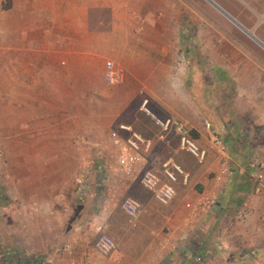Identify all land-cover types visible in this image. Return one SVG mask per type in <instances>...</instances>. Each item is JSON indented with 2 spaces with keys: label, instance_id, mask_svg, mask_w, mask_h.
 Returning <instances> with one entry per match:
<instances>
[{
  "label": "crops",
  "instance_id": "crops-1",
  "mask_svg": "<svg viewBox=\"0 0 264 264\" xmlns=\"http://www.w3.org/2000/svg\"><path fill=\"white\" fill-rule=\"evenodd\" d=\"M176 1L180 0H0V132L34 133L14 138V145L49 148L46 162L50 164L60 163L61 156L69 159L71 155H62L59 148L80 144V138L90 133L85 127L84 100L87 85L93 87L95 81L89 73L96 65L93 60L101 55L121 60L122 64L114 63L142 90L149 89L154 71L150 69V35L143 26L137 32L133 20L137 14L149 19L150 8H164L166 20L169 4ZM213 1L264 43L263 2L262 6L261 1ZM198 16L205 20L204 26L191 30L187 48L192 85L198 82L199 68H204L225 99L223 111L218 117L211 109L207 125L197 109L185 106L174 110V118L185 122L206 148V160L198 163L180 149L173 131L160 137L155 127L148 136L151 149L130 174L112 161L110 193L105 191L103 200L95 182L64 192L56 182L50 204L26 206L36 211L30 238L24 241L26 250L1 252L0 264H65L68 260L214 264L213 254H256L264 249V180L262 193L253 191V161L264 160L258 135L264 125V47L212 5ZM161 63L155 66L169 68L171 60ZM140 131L145 136L143 128ZM99 135L93 130L90 140L102 142ZM212 136L225 142L229 171L221 168ZM167 157L189 173V181L176 184L174 198L162 205L139 184V177L147 166L158 173ZM97 160L92 164L99 169L95 179L103 173V160ZM49 175L46 172L43 178ZM120 194L140 203L136 216L121 209L125 198ZM209 198L217 199L213 209L204 204ZM242 203L251 206L244 219L239 218L245 209ZM101 234L116 245L105 255L94 246Z\"/></svg>",
  "mask_w": 264,
  "mask_h": 264
},
{
  "label": "rangeland",
  "instance_id": "rangeland-1",
  "mask_svg": "<svg viewBox=\"0 0 264 264\" xmlns=\"http://www.w3.org/2000/svg\"><path fill=\"white\" fill-rule=\"evenodd\" d=\"M207 8L211 9V4L206 0H180L169 4V10L165 14L168 17L166 20H163L164 14L161 12L164 8H150L152 12L149 19L142 14L135 16L133 23L137 32L141 31L143 26L150 35V69L155 72L151 74L149 89L142 90L140 83L133 81L124 69L125 77L122 82L107 83L103 77L105 61L110 59L115 63H121V60L108 55H101L93 60L96 65L90 67L89 73L95 81L93 87L87 85L84 100L85 127L91 134L83 135L80 144L59 148L62 155H71L69 159L65 160L61 156L63 159L60 163L50 164L46 162V159L50 158V156L46 157L50 155L49 148L14 145V138H23L25 133L29 138L32 134L34 136V133L0 132V253L6 254L4 251L15 249L26 250L24 241L30 238V226L34 222L33 215L36 213L26 206L39 202L50 204L53 201L51 189L55 187L56 182L61 184L59 187L61 192L67 189L74 191L81 186L76 181L79 175L83 174V185L89 187L94 182L97 186L102 177L105 179L107 195L110 193L112 161L115 159L116 151L109 138L110 129L117 123L124 122L131 124L138 131L143 128L147 137L155 132V127L160 129L158 125L154 126V117L142 110L141 103L144 98H148V109L159 119L176 116L174 110L179 111L182 106L197 109L206 125L207 122L211 123L207 117L211 109L214 115L221 116L225 99L221 98L218 89L215 90L212 77L206 75L204 68H199L200 73L196 77L198 82L192 85L193 77L189 65L191 56L187 50L193 38L191 30L205 23V20L200 19L198 15ZM164 59L171 60L169 68L155 66V64L162 65L161 60ZM165 69L169 73H165ZM93 130L100 132L102 142L90 140ZM258 135L264 148V125ZM39 153L46 158L38 157ZM262 154L264 155V151ZM98 157L103 160L101 161L103 173L95 179L94 174L99 173V169L97 167L94 169L92 164L98 161ZM43 160L45 162H42ZM148 168L147 166L146 169ZM52 171L56 172L55 176ZM39 172L42 174L37 176ZM46 172L50 175L43 178ZM41 188L44 191L38 193ZM261 193L262 191L259 194ZM120 196L125 198L129 194H120ZM246 199L247 195L242 202L245 203ZM244 203L242 204L245 209L239 217L242 219L246 216L244 213L251 210L250 203L246 206ZM38 236L42 239L41 234L36 237ZM35 242L39 243L40 240L36 238ZM255 253L213 254L214 264H264V249Z\"/></svg>",
  "mask_w": 264,
  "mask_h": 264
},
{
  "label": "built area",
  "instance_id": "built-area-1",
  "mask_svg": "<svg viewBox=\"0 0 264 264\" xmlns=\"http://www.w3.org/2000/svg\"><path fill=\"white\" fill-rule=\"evenodd\" d=\"M252 2H263L264 0H249ZM264 15V11H263ZM104 80L107 83H120L124 80L125 74L123 68L116 65L113 60H106L103 71ZM148 98H144L141 103L142 110L153 116L156 125L160 128V137H165L166 133L173 131L176 134L178 145L198 163H203L207 157V150L201 147L196 138L192 135L189 126L180 119L169 117L164 119L156 118L148 109ZM111 144L116 150V163L127 174L133 171L134 165L138 163L152 147V140L145 137L141 132L135 130L131 124L119 122L109 131ZM83 139V138H82ZM211 143L216 148L219 162L223 171L230 170V159L227 156L225 142L218 136L211 137ZM254 165V193H260L263 189L264 180V160L253 161ZM81 187L83 185V174L76 178ZM189 181V173L173 158L167 157L160 164V171L157 173L152 170H145L139 177V184L151 192L152 197L162 205L168 204L175 196V186L179 182L186 184ZM100 194L103 200V194L106 191L105 179L101 177L99 183ZM210 209L217 205V199L209 198L204 203ZM121 209L128 215L134 217L138 214L140 203L134 198H125L122 200ZM244 215H246L244 213ZM94 246L101 254H108L115 249L116 245L107 235L101 234L96 239ZM68 246L65 245L64 249ZM70 250V249H69ZM65 264H79L77 261L68 260Z\"/></svg>",
  "mask_w": 264,
  "mask_h": 264
},
{
  "label": "water",
  "instance_id": "water-1",
  "mask_svg": "<svg viewBox=\"0 0 264 264\" xmlns=\"http://www.w3.org/2000/svg\"><path fill=\"white\" fill-rule=\"evenodd\" d=\"M209 4H211L214 8H216L219 12H221L224 16H226L229 20H231L236 26H238L241 30H243L246 34H248L254 41L259 43L264 47V43H262L259 39H257L253 34L249 33L247 29H245L239 22H237L234 18H232L228 13H226L217 3L213 0H206Z\"/></svg>",
  "mask_w": 264,
  "mask_h": 264
}]
</instances>
